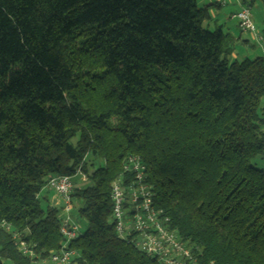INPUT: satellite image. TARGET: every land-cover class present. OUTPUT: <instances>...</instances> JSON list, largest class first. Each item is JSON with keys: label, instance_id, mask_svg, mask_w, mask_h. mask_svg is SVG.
<instances>
[{"label": "trees", "instance_id": "trees-1", "mask_svg": "<svg viewBox=\"0 0 264 264\" xmlns=\"http://www.w3.org/2000/svg\"><path fill=\"white\" fill-rule=\"evenodd\" d=\"M207 18L196 0H0V264L61 247L42 191L81 164L72 261L158 264L108 225L128 154L201 264H264V56L231 59Z\"/></svg>", "mask_w": 264, "mask_h": 264}, {"label": "built area", "instance_id": "built-area-1", "mask_svg": "<svg viewBox=\"0 0 264 264\" xmlns=\"http://www.w3.org/2000/svg\"><path fill=\"white\" fill-rule=\"evenodd\" d=\"M231 18L236 20L242 32L253 34L256 41H263L261 34L257 35L249 7L241 6ZM77 174H81L80 169L76 170L74 176L51 177L45 187L63 202L58 230L64 242L59 249L49 253L47 260L51 264H70L76 255L68 248V244L82 232L72 213L74 206L71 194L75 187L73 178ZM85 181V178H81V183ZM109 198L111 214L108 225L117 238L154 258L158 264H201L200 250L182 240L172 228L169 217L156 208L153 193L146 183V167L140 157L134 154L124 157L121 174L109 185ZM2 227L7 231L10 229L5 222ZM13 239L18 251L36 263L38 256L29 245L20 240L17 234H13Z\"/></svg>", "mask_w": 264, "mask_h": 264}, {"label": "rangeland", "instance_id": "rangeland-1", "mask_svg": "<svg viewBox=\"0 0 264 264\" xmlns=\"http://www.w3.org/2000/svg\"><path fill=\"white\" fill-rule=\"evenodd\" d=\"M243 6H247L249 7L250 9V13H251V19L254 23V25L256 26V31H257V35H260L261 34V31L263 29V22H262V2L261 0H243V3H242ZM231 25H232V28L236 35L237 34H241L242 31H240L238 25H237V22L234 20V21H231ZM202 26L205 28V29H208L207 28V22L206 20L203 22ZM208 30H213V29H208ZM243 34V32H242ZM245 34V32H244ZM245 38V37H244ZM241 42H238L237 45H234L233 48H232V54H231V59H236L238 61L244 59L242 53H241V50H244V46L242 47L240 45ZM249 46L250 48H253L254 50H256L257 54L255 55H258V56H261L262 55V51L261 50H264V43L263 41L261 40H258L257 41H249ZM250 55V57H256L254 56V54H252L251 52L248 53ZM252 54V55H251ZM243 57V58H242ZM260 108L263 112V115L264 116V97L262 98L261 100V103H260ZM260 114H261V111H260ZM77 139H74L73 140V143L76 142ZM84 162H86V166H87V169H88V173H91L93 171V169H95L97 166H99V164L102 162L100 159L96 158V157H93L91 156L90 154H88L86 157H85V160ZM83 164L80 165V167L78 169H80V173L81 174H77L74 178H73V181H74V185L76 187H79V186H86V183H81V178L82 179H87L86 182H88V177L86 174H84L81 170V166ZM258 165L259 166H264V160L261 161V162H258ZM42 195L44 197H46L48 199L47 201V205H50L52 207H55L59 210V213L61 212V209L63 207V202L62 200L54 193L52 192L51 190H49L48 188H45L44 191H42ZM41 195V196H42ZM72 204L74 206V209L72 211L74 217L76 218V222L77 224L79 225L80 229L82 230L83 228H85V222L83 219L81 218H78L77 216V202L76 200H72ZM76 257V256H75ZM3 264H11L9 261H3ZM37 264H51L47 259L44 261V263H37ZM70 264H76L74 261H72Z\"/></svg>", "mask_w": 264, "mask_h": 264}, {"label": "crops", "instance_id": "crops-1", "mask_svg": "<svg viewBox=\"0 0 264 264\" xmlns=\"http://www.w3.org/2000/svg\"><path fill=\"white\" fill-rule=\"evenodd\" d=\"M242 3L243 0H196V4L198 7L205 8L207 10V28L213 30L216 28H221L223 32L228 33L232 37L234 41L233 46L237 45L238 42H241L240 45L242 47L244 46V50H241L244 58H254L253 56L250 57V55L248 54L251 52L252 54H254V56H258L255 55L257 54L256 50L250 48L249 46V41H256L254 35L251 33L244 34V32L243 34L241 32L240 35H236L235 31L231 29V21L235 20L231 18V15L238 11L241 6H243ZM261 51V56H264V50Z\"/></svg>", "mask_w": 264, "mask_h": 264}]
</instances>
